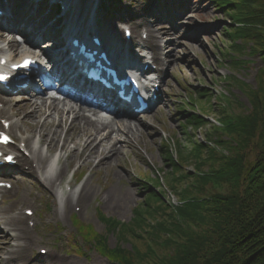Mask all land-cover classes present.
<instances>
[{"label": "rangeland", "instance_id": "374dc122", "mask_svg": "<svg viewBox=\"0 0 264 264\" xmlns=\"http://www.w3.org/2000/svg\"><path fill=\"white\" fill-rule=\"evenodd\" d=\"M34 1L19 0L18 14L28 10ZM172 1V6L166 9L165 21L158 16L151 19L150 15L158 5L153 0H125L120 5H109L108 0L101 1L96 21L105 35H115L118 42H122L118 30L120 32L122 26L128 25L135 39H138L141 25L151 24V32L164 41L160 54L168 58L163 61L165 66L159 74L163 102L151 114L132 122L141 125L137 126L140 139L125 145L119 155L108 160L107 166H96L95 159L91 165L83 166L82 159L75 158L73 152H66L73 147L71 143L67 145L65 152H61L64 157L61 156L59 164L61 168L67 165L61 177L64 184L58 189L63 195L67 184L76 192L85 185V191L81 194L78 192V201H74L68 211L62 212L60 199H56L54 191L43 190L31 178H23L21 183L15 182L13 192L0 195V209L9 210L8 216L1 215L0 220L6 225L4 230L7 235H10L0 237L2 264H111L95 249L94 242H90L93 243L90 245L80 237L73 223L74 216L94 234L105 239L107 248L129 250L133 245L140 253H145L146 249L153 252L158 260L167 251L150 244L151 231L170 219L169 212L186 202L184 198H204L206 192L210 193L209 189L222 197L230 193L227 186L214 187L211 184H200L202 188L196 193L194 184L198 183V177L200 182L203 177L206 178L205 175H211L207 162L197 170L199 162L196 157L205 160L210 153L205 147H214L211 142L216 136L215 128L221 129V109H226L228 115L233 116L241 112V107L248 108L244 85L256 88L255 76L262 62L258 56L251 54L254 46L251 39L248 42L230 40L232 30L229 29L234 24L230 17L214 8L213 0ZM190 93L194 99L192 103ZM25 99L26 96H14L6 105L5 117L15 122L23 114H30L32 107ZM21 102L25 107L12 105ZM181 109L183 111L179 112ZM10 114L16 117L12 119ZM16 123L18 126L21 124V129H36L25 117ZM44 129L47 130L46 127ZM64 130L65 125H61V138L54 145L53 153L60 150ZM36 134L26 132L23 137H32L33 144ZM198 149L203 151L201 156L197 154ZM165 150L160 157L159 152ZM167 153L171 161L166 158ZM217 153L231 157L223 149L218 148ZM73 170L75 175L71 179ZM145 184L149 193H142L141 185ZM74 191L70 193L71 196ZM151 192H155L156 199H147L146 195ZM136 208L138 213L135 217L133 210ZM26 209L35 212L36 227L33 230L27 228L23 215ZM99 214L106 219L130 223L131 235L127 232L123 240L119 239L116 233L107 230ZM175 217L174 214L172 219ZM7 219L11 220L10 225ZM192 229L190 227L187 231ZM6 236L9 238L8 244ZM158 239L161 242L167 240L163 235H159ZM73 242L79 247L80 254L68 253ZM39 249L50 251L49 256L41 258Z\"/></svg>", "mask_w": 264, "mask_h": 264}, {"label": "trees", "instance_id": "16d2710c", "mask_svg": "<svg viewBox=\"0 0 264 264\" xmlns=\"http://www.w3.org/2000/svg\"><path fill=\"white\" fill-rule=\"evenodd\" d=\"M213 4L234 24L229 29L232 30L230 40L248 42L251 39L254 43L251 54L262 62L255 76L256 88L244 85L248 108L241 107V112L233 116L221 109V129L215 128L216 136L211 142L214 147H205L210 150L205 160L196 157L197 170L207 162L211 172L200 182L198 177V183L194 184L196 193L202 188L200 184L227 186L230 193L222 197L209 189L204 198H184L186 202L169 212L170 219L151 231L150 244L167 251L158 260L153 252L146 249L140 253L133 245L129 250L109 249L105 239L75 220L80 237L90 245L94 242L95 249L111 264H264V0H213ZM189 100L190 103L194 100L191 94ZM218 148L231 157L217 153ZM198 153L201 156L203 151L198 149ZM144 189L149 190L145 186ZM146 197L154 199L155 192ZM137 213L136 208L135 217ZM99 216L107 230L116 233L119 239L123 240L127 232L131 235L130 223ZM190 227L193 229L187 231ZM159 235L167 240L161 242ZM70 252L80 254L74 242Z\"/></svg>", "mask_w": 264, "mask_h": 264}, {"label": "bare ground", "instance_id": "6f19581e", "mask_svg": "<svg viewBox=\"0 0 264 264\" xmlns=\"http://www.w3.org/2000/svg\"><path fill=\"white\" fill-rule=\"evenodd\" d=\"M141 21V20H140ZM11 22V20H9ZM24 35H29L39 41L40 39L37 37L38 34L32 32L31 34L27 31L23 32ZM34 35V36H33ZM30 48V46H28ZM15 58V56H11V59ZM3 105H8L10 103V99L1 98ZM28 104H30L31 112L30 114L26 113L17 120L20 123V120L25 117L27 120L32 122L33 127H36L34 130H27L25 128L21 129V124L11 123L9 126V131L11 135L14 137L16 141L20 143H26V147L30 152V155L34 160H37L41 165V170L45 168V164L47 162L46 156H43L40 152V148H33L30 142V136H27L22 140L23 137L16 136L17 132L20 134H34L38 136V143L45 145L48 151H53L54 145L60 141V128L61 125L65 126L64 136L61 141L60 152H65L67 145L69 143L72 144V148L70 150H66L67 153H74L75 158L83 160V166H89L92 164V160H97L96 166H107L108 160L114 159L116 155H119L123 150L124 146L132 141H138L141 137L136 125H131L130 123L120 127H109L105 126L102 123H96L91 121L81 110H73L71 107L64 105L63 108H58L56 104L53 102H49V105H46L44 101H37L36 98L28 99ZM39 102V103H37ZM22 103V102H21ZM14 107H25L24 103L12 104ZM12 109V106L10 107ZM5 111V107H3ZM20 110H23L22 108ZM2 113V112H1ZM6 114V111H5ZM1 115V114H0ZM17 115V114H16ZM21 113L18 115L20 116ZM70 115V121L66 124L67 116ZM11 117H14L11 115ZM40 119V121H39ZM8 121V120H7ZM40 122V124H39ZM37 124V125H36ZM109 128L106 135L101 136L98 140L96 138L99 130L103 127ZM138 126H141L140 124ZM32 127V128H33ZM47 128L45 130L44 128ZM34 132V133H32ZM121 132L125 136L124 144L121 145L120 135ZM111 136H115L116 138L113 140ZM3 149V148H2ZM19 161L21 159L17 157ZM22 162V161H21ZM20 162V163H21ZM23 164V162H22ZM21 168V167H20ZM67 165L60 168L56 177H62ZM3 169L1 168L0 171ZM31 174L36 175V172H32L31 169H28ZM40 179H44L50 183L53 182V177H47L42 174L39 177ZM85 191V185H83L74 195H67L64 199L60 200L62 206V212L68 211L74 201H78L79 195ZM80 192V194L78 193ZM10 209V208H9ZM9 210L0 209V215L8 216ZM7 223L9 225L12 223L10 219H7ZM8 240V238L6 239ZM1 258V257H0ZM1 260V259H0Z\"/></svg>", "mask_w": 264, "mask_h": 264}, {"label": "snow or ice", "instance_id": "6c2138e0", "mask_svg": "<svg viewBox=\"0 0 264 264\" xmlns=\"http://www.w3.org/2000/svg\"><path fill=\"white\" fill-rule=\"evenodd\" d=\"M4 142H7V137H4ZM9 159H11V158L9 157Z\"/></svg>", "mask_w": 264, "mask_h": 264}]
</instances>
